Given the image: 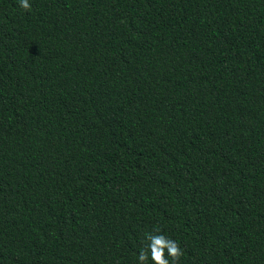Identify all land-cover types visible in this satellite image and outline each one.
Masks as SVG:
<instances>
[{"label":"trees","instance_id":"16d2710c","mask_svg":"<svg viewBox=\"0 0 264 264\" xmlns=\"http://www.w3.org/2000/svg\"><path fill=\"white\" fill-rule=\"evenodd\" d=\"M0 0V264H264V0ZM148 264H152L149 260Z\"/></svg>","mask_w":264,"mask_h":264},{"label":"clouds","instance_id":"9594fccd","mask_svg":"<svg viewBox=\"0 0 264 264\" xmlns=\"http://www.w3.org/2000/svg\"><path fill=\"white\" fill-rule=\"evenodd\" d=\"M22 9L30 10L29 0H19ZM183 252L180 245L173 239L164 235L157 227L144 234L141 250L138 254V264H178Z\"/></svg>","mask_w":264,"mask_h":264}]
</instances>
